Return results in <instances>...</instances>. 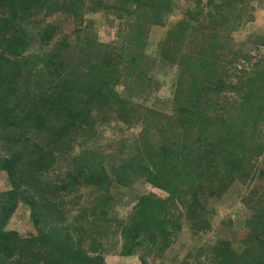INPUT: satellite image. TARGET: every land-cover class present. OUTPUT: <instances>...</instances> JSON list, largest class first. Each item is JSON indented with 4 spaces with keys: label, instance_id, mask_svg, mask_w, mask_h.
<instances>
[{
    "label": "trees",
    "instance_id": "16d2710c",
    "mask_svg": "<svg viewBox=\"0 0 264 264\" xmlns=\"http://www.w3.org/2000/svg\"><path fill=\"white\" fill-rule=\"evenodd\" d=\"M180 2L158 48L176 71L170 108H140L118 87H156L148 30ZM258 6L0 0V264H106L110 251L166 264L186 230L182 264H264V27L237 37ZM96 13L117 22L116 40L100 41ZM111 117L140 129L104 151L97 126ZM136 181L165 196L130 197ZM227 194L240 196L242 224L222 216L230 237H210ZM20 205L25 233L10 227Z\"/></svg>",
    "mask_w": 264,
    "mask_h": 264
},
{
    "label": "rangeland",
    "instance_id": "374dc122",
    "mask_svg": "<svg viewBox=\"0 0 264 264\" xmlns=\"http://www.w3.org/2000/svg\"><path fill=\"white\" fill-rule=\"evenodd\" d=\"M185 5L180 2L179 8H177L174 11V14L168 17V23H162V25L159 26H152L148 30V38H147V48L146 51L153 56V58H156V61H154L151 65V71L152 75L156 81V87L154 88H147L145 89L144 93H142L139 89L135 88L130 84L128 86L127 83H125L123 86L118 87V91L120 94L132 101H134L140 108H150V107H156V108H163L166 106V109L170 108V97L172 94V85L175 79V68L170 67L163 63V61L160 60L158 57V48L160 46V41L165 36V32L170 22H174V20L178 19L181 16V11L183 10V7ZM96 25L98 26L99 35H100V41L107 42L109 40H116V33H115V27L117 26V22L112 23L111 19L109 17L96 13L95 15ZM260 27H264V7H256L255 13H254V20L251 23H247L244 28L237 34V37L243 38L246 33H248L250 30H257ZM108 43V42H107ZM154 86V84H153ZM110 125H99L97 126V141L96 143L102 147L101 149H104V151L111 150L112 146L111 144H120L121 142L129 143L133 141L138 136V131L140 129L139 123L135 124H124L121 121L115 120V118L111 117L109 119ZM123 187V186H122ZM0 188H2V182L0 183ZM121 190L124 192L126 189L121 188ZM146 191H155L158 194L165 196V193L150 187L147 183H144L142 181H136L133 183L130 189V197L132 194H139L141 192ZM243 192L242 191H238ZM237 195V194H236ZM130 204V203H129ZM129 204H118L116 207H118V211L120 215L125 214V212L129 208ZM215 207L220 211V213H217L213 219V227L209 233L210 237L212 236H225L226 238H229V226L225 223L221 222L222 216H230L232 220L235 221V226L239 228V226L242 224L241 217L243 215V207L242 203L240 202V196H232V194H227L225 198L222 200V202H219L215 205ZM26 207L23 205H20L14 215L12 216L10 227L18 229L20 232H27L28 230H32V225L29 220V214ZM116 222H111V228L112 230L116 231L117 234V228L115 227ZM113 234L114 237L112 240L119 242L122 240L119 235ZM186 235V236H185ZM183 237H186L183 238ZM174 242L170 244V246L165 250V256L170 258L169 261L166 262V264H182L183 259L185 258L186 251L188 248V245L191 243V240L189 238V233H187V230L185 233H183L182 237L179 236L174 237ZM118 251H110L106 255V264H130L131 262L134 263L136 260V257H124L117 253ZM159 264L158 259H154L151 256L147 257V264Z\"/></svg>",
    "mask_w": 264,
    "mask_h": 264
}]
</instances>
